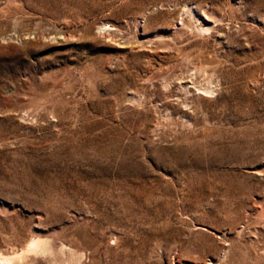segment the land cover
Wrapping results in <instances>:
<instances>
[{"label": "rangeland", "instance_id": "rangeland-1", "mask_svg": "<svg viewBox=\"0 0 264 264\" xmlns=\"http://www.w3.org/2000/svg\"><path fill=\"white\" fill-rule=\"evenodd\" d=\"M18 253L264 264V0H0V260Z\"/></svg>", "mask_w": 264, "mask_h": 264}, {"label": "bare ground", "instance_id": "bare-ground-1", "mask_svg": "<svg viewBox=\"0 0 264 264\" xmlns=\"http://www.w3.org/2000/svg\"><path fill=\"white\" fill-rule=\"evenodd\" d=\"M106 25H107V23H104V24H102L101 27L102 28L106 27ZM108 26L111 27V25H108ZM47 240H49V239H47ZM48 243L49 242L46 241V240H43V238H37V239L33 238L29 242V244H27V245L29 246V249L31 251L53 252V248ZM26 249H28V248H26ZM2 255H4V254H2ZM0 256H1V254H0ZM25 259H26V253L25 254L24 253H18V254H15L13 256H4V257H2V259L0 260V263L1 264H13L14 262H20V261L23 262Z\"/></svg>", "mask_w": 264, "mask_h": 264}]
</instances>
